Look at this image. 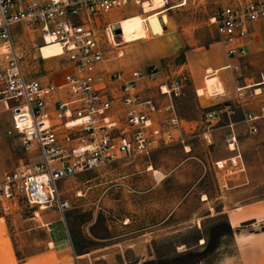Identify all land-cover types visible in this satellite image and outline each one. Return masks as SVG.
Instances as JSON below:
<instances>
[{
    "label": "rangeland",
    "instance_id": "obj_1",
    "mask_svg": "<svg viewBox=\"0 0 264 264\" xmlns=\"http://www.w3.org/2000/svg\"><path fill=\"white\" fill-rule=\"evenodd\" d=\"M235 3L162 0V6L135 4L98 16L94 24L108 68L156 69L146 93L158 97V84L182 79L175 107L183 139L162 144L147 157L119 159L64 178L59 188L70 206L63 220L56 209L0 201V264H264V41L253 37L240 74L221 69L227 57L212 21L222 6ZM119 18L113 42L107 23ZM34 39L31 34L20 41L27 70L42 80H59L65 55L43 47L42 58L43 44ZM213 75L219 79L211 86L217 88L207 90ZM242 85L247 86L243 97L237 91ZM247 110L257 117L249 124ZM214 112L220 119L206 122ZM229 114L235 115L238 132L232 135L235 150L224 128ZM1 116L3 131L10 118ZM31 159L35 156L18 138L2 141L0 180L5 170ZM61 235L72 250L53 249L49 240Z\"/></svg>",
    "mask_w": 264,
    "mask_h": 264
},
{
    "label": "built area",
    "instance_id": "obj_2",
    "mask_svg": "<svg viewBox=\"0 0 264 264\" xmlns=\"http://www.w3.org/2000/svg\"><path fill=\"white\" fill-rule=\"evenodd\" d=\"M141 3L0 0V120L2 114L10 118L0 131V143L18 138L24 151L35 156L5 170L0 201L56 209L63 220L70 206L59 188L64 178L119 159L147 157L156 147L183 139L184 124L175 107L182 95L181 78L158 84V97L146 93L156 69L144 73L106 66L109 58L95 27L98 16ZM212 21L227 57L222 68L240 74L253 37L258 34L264 41V0L222 6ZM31 34L42 44L58 45L61 53L56 56L65 55L67 67L59 80H42L27 70L20 41ZM246 87L237 86L241 97ZM216 116L214 112L207 118ZM229 138L233 143L235 137Z\"/></svg>",
    "mask_w": 264,
    "mask_h": 264
},
{
    "label": "crops",
    "instance_id": "obj_3",
    "mask_svg": "<svg viewBox=\"0 0 264 264\" xmlns=\"http://www.w3.org/2000/svg\"><path fill=\"white\" fill-rule=\"evenodd\" d=\"M123 18V17H122ZM121 18H119V19H116V20H114V21H117V20H120ZM113 21V22H114ZM112 21H111V23H113ZM221 69H223V68H221ZM220 70V69H219ZM213 83V82H216V81H214L213 79L212 80H208V83ZM207 90H211L210 89V87L208 86L207 87ZM245 104V103H244ZM243 104V105H244ZM230 106V105H229ZM234 108H236V109H239L240 108V105H234ZM234 108L232 107V109L234 110ZM235 113V112H234ZM244 115H245V119H244V121H246L248 124H249V120L248 119H246V118H248V110L247 111H245V113H244ZM235 115L234 114H229V117H228V121L226 122V124H225V126H224V128H226L227 130H228V134H230V135H235L236 137L238 136V132H237V130L235 129ZM261 117H262V115H261ZM261 117L260 118H258V120L259 119H261ZM220 119V117H215V118H213V119H211V118H207L206 119V122L208 121V122H212V121H214V120H219ZM248 131H249V129H248ZM240 136V135H239ZM230 148H231V150H235L236 149V147H235V144L234 143H231L230 144ZM232 159L235 161L236 160V157H232ZM47 216H48V213H47ZM49 216L51 217V216H53V214L52 213H49ZM48 216V217H49ZM234 218L236 217V216H233ZM233 217L231 218V219H233ZM240 220L239 219H237L236 220V222H235V224H237L238 222H239ZM47 223H51L52 224V222L51 221H47ZM47 223H45L46 225H47ZM54 228V227H53ZM49 242L51 243V245H52V247H53V249H55L56 251H70V250H72V248H73V245L68 241V238L66 237H64L63 235H61V236H54V237H52L51 238V240H49ZM0 245H1V243H0Z\"/></svg>",
    "mask_w": 264,
    "mask_h": 264
},
{
    "label": "bare ground",
    "instance_id": "obj_4",
    "mask_svg": "<svg viewBox=\"0 0 264 264\" xmlns=\"http://www.w3.org/2000/svg\"><path fill=\"white\" fill-rule=\"evenodd\" d=\"M161 1L162 0H149V1H144V2H142L141 3V5H146V6H150V4H152L153 2H156L157 4H159V5H161L162 6V4H161ZM165 1V0H164ZM112 22H113V20H111ZM111 21L109 22V29L110 30H112L111 31V34H110V36H111V39H112V41L114 42V40H115V38H117V35H118V33H119V29H118V27H117V22L119 21V20H117V21H114L113 23H111ZM120 38V37H119ZM43 47H49L50 49H52L53 50V48L54 47H56V48H58L59 50H60V52H57V53H55V54H60L61 53V49H60V47L58 46V45H55V44H43L42 46H40L39 47V53H40V56L43 58V56L41 55V49H43ZM219 69H217V70H215L216 72L218 71ZM214 74V73H213ZM215 78H218V76H216V75H213L211 78L209 77L208 79H215ZM219 79V78H218ZM210 83V82H209ZM217 83V82H216ZM206 85H207V83H206ZM218 87H220L221 88V86H220V84H219V81H218ZM209 87H210V89L211 90H214V89H216L217 88V86H211V83L209 84ZM215 94L216 93H220L219 91L217 92V90H215V92H214ZM40 215V214H39Z\"/></svg>",
    "mask_w": 264,
    "mask_h": 264
}]
</instances>
